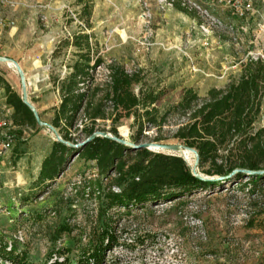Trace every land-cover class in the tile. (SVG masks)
I'll return each instance as SVG.
<instances>
[{
	"label": "rangeland",
	"instance_id": "rangeland-1",
	"mask_svg": "<svg viewBox=\"0 0 264 264\" xmlns=\"http://www.w3.org/2000/svg\"><path fill=\"white\" fill-rule=\"evenodd\" d=\"M10 1L0 7V57L21 66L29 101L56 133L41 125L16 124L0 89V117L7 114L16 126L12 150L0 153L1 251L13 249L12 258L24 254L31 264L56 259L81 264L83 253L108 229L119 244L106 253L105 264H264V224H258L264 221V181L254 188L245 178L173 201L108 209L105 196L121 192L120 175H103L96 161L78 153L101 133L127 141L130 149L145 143L186 149L176 134L188 118L174 108L185 91L205 98L212 89L237 82L250 60L264 59V0H253V10L243 17L235 0ZM78 36L82 48L75 45ZM81 53H88L92 70L91 81L80 88L91 86L89 98L103 101L105 116L90 120L84 104L69 126L63 116L55 119L61 87ZM98 59L101 64L95 66ZM113 66L139 75L136 96L143 91L158 97L149 107L157 125L146 122L140 133L136 119L145 110L140 107L125 117L105 100ZM0 76L22 97L21 77L13 65L0 63ZM262 128L264 97L253 132ZM57 135L74 151L54 183L38 186ZM161 154L181 157L191 170L208 177L210 164L200 167L193 153L192 161L177 153ZM134 159V154L126 155L127 161Z\"/></svg>",
	"mask_w": 264,
	"mask_h": 264
},
{
	"label": "trees",
	"instance_id": "trees-1",
	"mask_svg": "<svg viewBox=\"0 0 264 264\" xmlns=\"http://www.w3.org/2000/svg\"><path fill=\"white\" fill-rule=\"evenodd\" d=\"M178 9L182 10L181 7ZM82 38L76 37L75 45L79 48L83 46L80 43ZM80 58L81 61L75 63L72 73L63 82V100L59 116L55 119L58 121L63 116L69 126H73L84 104L90 120L102 119L105 116L103 101L93 103L89 98L91 86H87L84 91L80 88L91 81L89 72L92 70L88 53L82 54ZM99 64L101 61L98 59L95 66ZM110 70L111 83L104 95L105 100L111 101L117 111H123L125 117L136 114L140 107L145 110L144 114L136 119L140 133L146 122L157 125L154 110L149 111V107L157 102L158 97L154 93L146 94L143 91L140 97L136 96L133 86L141 83L139 75H130L117 66L111 67ZM2 88L6 92V103L14 109L15 123L38 126L34 113L23 102L22 97L0 76V89ZM263 97L264 59L257 58L246 63L239 80L231 83L226 89H212L205 98H200L193 90H187L174 108L175 112L183 113L188 118V122L179 128L176 138L182 141L185 147L197 150L200 167L210 164V169L205 174L211 179L217 177L213 178L215 180L203 181L195 177L181 157L152 153L146 149H130L103 137H96L87 142L78 149V153L79 156L83 155L88 160L96 161L103 175L112 171L120 175L118 186L121 192L108 193L105 196L108 209L130 210L133 207L173 201L245 178L249 179L246 184L250 183L248 185L255 188L264 181V175L234 173L237 170L264 171V128L253 132V125L261 112ZM163 120L165 121L164 118L161 119ZM65 140L68 138L65 137ZM159 141V138L155 140ZM73 151L63 143L55 142L51 153L42 163L37 185L54 183L64 172L67 157ZM127 154L135 155L133 162L126 160ZM222 178L225 179L220 180ZM254 224L256 221L253 218L249 225L253 227ZM258 224H264V221ZM118 244L119 237L106 229L100 235L99 241L91 244L90 249L83 253L81 264H105L106 253ZM1 249L2 247L1 261L31 264L26 255L15 259L12 258L15 254L13 249ZM51 264H69V261L56 259Z\"/></svg>",
	"mask_w": 264,
	"mask_h": 264
},
{
	"label": "water",
	"instance_id": "water-1",
	"mask_svg": "<svg viewBox=\"0 0 264 264\" xmlns=\"http://www.w3.org/2000/svg\"><path fill=\"white\" fill-rule=\"evenodd\" d=\"M8 62H12L14 64V67L17 69V72L19 73L20 77H21V81H22V85H23V95H22V100L23 102L30 108V110L34 113V116L36 118V121L38 123V125H41L43 127H47L48 129H50L52 132L56 133V130L53 128V127H50V126H47L46 124L42 123L41 122V119H40V116L36 110V108L34 107V105L29 101L28 99V95L26 93V79H25V74L21 68V66L16 63V62H13L9 59H6V58H3V57H0V63H8ZM96 137H103V138H108V139H111V140H114L122 145H125V146H130V144L125 141V140H122V139H118L116 137H111L109 136L108 134L106 133H101L97 136H93L92 138H90L87 142L93 140L94 138ZM57 141L58 142H61V143H65L63 141V139L57 135ZM87 142H85L82 146H84ZM179 146L181 145H167V144H162V143H145V144H141L139 146H133V148L135 150H141V149H146L148 151H151V152H154V153H161V152H169V153H177V151L179 150ZM182 147V146H181ZM186 150L192 152L196 158H197V164H199V155H198V152L195 150V149H191V148H186ZM191 170V169H190ZM191 172L193 173V175L203 181H211V180H215V179H211L209 177H205V176H202L201 174H199L197 172V169H193L191 170ZM239 172H242V173H245L246 175L248 176H252V175H264V171H259V172H252V171H239L237 170L234 174H237ZM231 177V176H230ZM229 178V177H228ZM225 178H222L220 180H223Z\"/></svg>",
	"mask_w": 264,
	"mask_h": 264
},
{
	"label": "built area",
	"instance_id": "built-area-1",
	"mask_svg": "<svg viewBox=\"0 0 264 264\" xmlns=\"http://www.w3.org/2000/svg\"><path fill=\"white\" fill-rule=\"evenodd\" d=\"M10 0H0V7H7L11 5ZM234 8L237 14L245 16L246 13L253 10V0H235ZM3 27V19H0V29ZM16 126L13 124L11 118L5 114L0 117V153H8L13 148L15 135L13 131Z\"/></svg>",
	"mask_w": 264,
	"mask_h": 264
},
{
	"label": "bare ground",
	"instance_id": "bare-ground-1",
	"mask_svg": "<svg viewBox=\"0 0 264 264\" xmlns=\"http://www.w3.org/2000/svg\"><path fill=\"white\" fill-rule=\"evenodd\" d=\"M6 64H8L9 66H12V65L14 66V64L12 62H8ZM177 154L185 157L189 161H192V152L184 149L181 146H179V150L177 151Z\"/></svg>",
	"mask_w": 264,
	"mask_h": 264
}]
</instances>
